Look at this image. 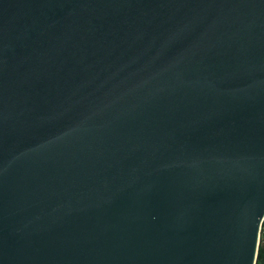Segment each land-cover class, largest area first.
I'll return each mask as SVG.
<instances>
[{"label": "water", "instance_id": "95a60500", "mask_svg": "<svg viewBox=\"0 0 264 264\" xmlns=\"http://www.w3.org/2000/svg\"><path fill=\"white\" fill-rule=\"evenodd\" d=\"M264 0H0V264H254Z\"/></svg>", "mask_w": 264, "mask_h": 264}, {"label": "built area", "instance_id": "2783aa9c", "mask_svg": "<svg viewBox=\"0 0 264 264\" xmlns=\"http://www.w3.org/2000/svg\"><path fill=\"white\" fill-rule=\"evenodd\" d=\"M259 232L257 237V251H256V259L254 264H264V261L258 260V252L259 249L263 251L264 254V217L262 218L260 225H259Z\"/></svg>", "mask_w": 264, "mask_h": 264}, {"label": "trees", "instance_id": "16d2710c", "mask_svg": "<svg viewBox=\"0 0 264 264\" xmlns=\"http://www.w3.org/2000/svg\"><path fill=\"white\" fill-rule=\"evenodd\" d=\"M258 260L264 261V254L261 249H259V252H258Z\"/></svg>", "mask_w": 264, "mask_h": 264}]
</instances>
